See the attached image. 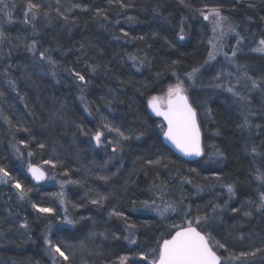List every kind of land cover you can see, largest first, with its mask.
I'll return each mask as SVG.
<instances>
[{
	"label": "trees",
	"instance_id": "trees-1",
	"mask_svg": "<svg viewBox=\"0 0 264 264\" xmlns=\"http://www.w3.org/2000/svg\"><path fill=\"white\" fill-rule=\"evenodd\" d=\"M29 2L39 10L34 20L29 12L25 23ZM5 4H0V31L6 36L0 40V167L12 180L0 183V264H119L121 257H127L126 264H151L163 241L196 218L202 222L193 227L209 238L221 264H264V210H256L264 186L254 176L257 169L264 172V89L252 98L255 119L247 131L228 99L209 100L210 122H205L204 108L192 97L205 150L195 162L163 144L161 121L148 110L149 101L177 84V77L207 62L201 12L219 9L253 50L264 39V0ZM33 41L37 51L50 50L55 68L28 51ZM244 50L238 62L253 79L264 81V57ZM104 123L129 139L109 132ZM97 131L104 134L99 149L93 143ZM25 165L41 167L52 184H36ZM14 182L30 189L25 199ZM229 184L235 195L228 200ZM160 196L183 204L186 220L149 211L144 202ZM32 204L53 211L40 213ZM46 238L68 261L58 253L52 260ZM217 242L225 248H217Z\"/></svg>",
	"mask_w": 264,
	"mask_h": 264
},
{
	"label": "snow or ice",
	"instance_id": "snow-or-ice-1",
	"mask_svg": "<svg viewBox=\"0 0 264 264\" xmlns=\"http://www.w3.org/2000/svg\"><path fill=\"white\" fill-rule=\"evenodd\" d=\"M59 2V0H57ZM111 2V0H110ZM0 4H3L5 7V0H0ZM15 5H13L14 7ZM75 7H79V5H75ZM121 7H124L121 4ZM35 10V11H34ZM39 10V6L29 2L27 4V11L24 13L25 15V23H28V13H32V19L37 18V11ZM47 15V13H45ZM201 15L204 16V19L207 20L209 16H213V32H219V37H213L214 40H218L219 38L223 37L226 33L224 31L223 22L226 20L219 9H210L207 14L201 12ZM67 19V17H65ZM229 32H234L235 30L232 28L228 29ZM127 35V33H125ZM239 36V33H236ZM185 37L183 34L180 35V39L183 40ZM6 39L5 33L0 31V40ZM241 39L237 40V44L241 42ZM212 43V41H209ZM259 47L254 48L253 51L264 53V39L259 40ZM216 48V44L213 43V49ZM28 51L32 53L33 56H38L41 61H46L48 65L52 68L56 67V61L52 59L50 55V50L45 49L44 51H37L36 42L33 41L30 45H28ZM232 55H236V51L232 52ZM215 56L213 53H209V59H214ZM129 59H132L134 62L136 61V57L130 56ZM144 61H140L143 64ZM135 66V64H134ZM93 72L96 71L95 67L91 69ZM139 70V69H137ZM200 71L199 68H193L191 72L187 74L188 79L195 83L196 74ZM55 72L53 71L52 75L55 76ZM76 78L80 82H86L85 77L80 75L78 72L74 73ZM175 75V73H173ZM251 80V88L257 89L261 88L264 89V81L258 82L251 77L248 78ZM177 84L175 86H170L167 92V110L162 111L159 106V97H153L151 101H149L150 106L152 107L153 111L158 116H162L164 120L167 121V128L164 131V136L167 140H169L184 156L193 158L202 156L203 149L201 147L200 141V129L196 123V110L193 108L192 104L188 101V96L186 94L187 89L184 87V82L179 80L177 77ZM221 85H217L220 87ZM227 91L231 92L233 96H236L238 99L243 100L245 97L240 96L239 93L235 92L232 88L226 89ZM83 99V97H81ZM5 119H7L5 117ZM11 123V121H9ZM103 127L107 128L109 132L115 131L118 136L122 139H129V136H126L124 132L120 131L119 128H113L109 124L104 123ZM241 127L250 128L252 125L249 123L247 117L244 118ZM103 135L102 132L97 131L94 134V139L97 145L100 144L101 136ZM219 135V133H217ZM137 139L140 137L137 136ZM41 148L44 147L43 144L40 145ZM113 151H116V148H113ZM253 153H256V148H252L251 150ZM28 155H31L29 152ZM219 155V153H218ZM50 163V162H49ZM150 164H159L160 161H148ZM28 170L32 173V176L35 180L40 181L45 179V173L41 171L39 168L33 167L32 165L28 166ZM255 179L260 182L262 186H264V172H261L259 169L256 170L254 173ZM101 179L107 180V177H102ZM12 180V177L9 176V173L2 167H0V183H8ZM191 183V181H187ZM13 187L19 190V198L21 200L25 199L28 191L30 189L25 190L22 188L19 182H14ZM224 185H222L223 187ZM197 188L200 189L199 186ZM227 191L230 195L234 196L235 191L234 187L229 184L227 185ZM92 203L99 204V200H93ZM145 206L147 202H144ZM32 207L40 213H51L53 210L51 208L46 207H38L36 204H32ZM219 205L214 207L218 208ZM161 217H164L169 211H175V206L172 204H165L155 209ZM191 209L189 208V211ZM257 211L264 210V192L260 194V203L257 206ZM110 215H120V213H111ZM245 216H250V212H245ZM207 221L208 217L203 218ZM67 223L71 224L72 221L68 220ZM199 224L200 218H196L195 220L187 221V225L185 227L179 228L174 235H172L171 239H165L158 251L157 258L151 261V264H221V256L217 255V252L213 250V247L209 244V238L202 234V231H198L196 227H193V224ZM22 227H27V224L21 225ZM46 243L50 245V254L51 253H58L60 257H63L65 261H68L69 257L65 255L59 245H52L51 241L46 240ZM129 243L135 244V239H130ZM217 248H225L223 244H216ZM227 251V249H225ZM256 253H247V255L255 256ZM241 255H245L241 253ZM141 259H145L146 257H140ZM55 260V257H53ZM127 257H121L119 264H126Z\"/></svg>",
	"mask_w": 264,
	"mask_h": 264
},
{
	"label": "rangeland",
	"instance_id": "rangeland-1",
	"mask_svg": "<svg viewBox=\"0 0 264 264\" xmlns=\"http://www.w3.org/2000/svg\"><path fill=\"white\" fill-rule=\"evenodd\" d=\"M204 13L207 14L208 11H205ZM201 16H202V20L205 23L206 28H207V45H208L210 53H213L215 58L211 59V60L208 58L205 65L196 74V79H195L194 84L192 81H190L188 79V76H185L182 79H180L181 81L184 82V87L187 89L186 94L188 96V99L192 103L191 100H192V97H194L195 100L197 101V103L201 107L204 108L205 112H204L203 119L205 122H210L208 113L206 111V110H208L207 105L209 103V100H212V99L218 98V97H221V98L223 97L224 99H228L236 107V109L240 111L239 114L241 116V124L243 123L244 118L247 117L249 123L252 125L253 119H255V113H254L255 109L253 108L252 98L254 96H257V95L261 96L263 90L261 88H257V89L251 88V86H250L251 80L248 79L251 76L246 73V71L244 69L246 66L241 65L238 62V57L241 56L243 53L247 52L244 50L246 47L249 48V50H252L251 45H244L242 40L239 44H237V40L241 39V38L236 35V33H238L236 26L228 19H226L223 22L224 31L226 34L223 37L219 38L218 40H214L213 37H219V32H213L214 25H213L212 21H213L214 17L209 16V18L207 20H205L204 16L203 15H201ZM229 28H232L235 31L229 32L228 31ZM209 41H212V43H209ZM213 43L216 44L215 49H213ZM259 46L260 45L258 43L257 47H259ZM257 47H255V48H257ZM234 50L236 51L235 56L232 55V52ZM253 53L256 55L264 57V53H260V52H256V51H253ZM175 85H173V86H175ZM217 85H221V86L217 87ZM228 88H232L235 92L239 93L240 96L245 97V99L240 100L236 96H233L231 92L226 90ZM167 92H168V90L163 95L156 96V97L160 98L159 101H160L163 108H165V102L167 99ZM161 124H162V122H161ZM250 128L242 127V130L247 131ZM164 131H165V128L162 124L160 126V135L161 136L164 133ZM110 138H111L110 142H112L113 144H119L120 141L117 140V137L113 136V138H112L110 136ZM93 143H94V146L96 149L102 148V146L104 144V134L101 136V141H100L99 145H97L94 138H93ZM203 157H205V150H204V156ZM208 157H210L212 159V154H209ZM20 160H22V158ZM28 166L29 165L24 166V169H26V172H28ZM39 168H41V167H39ZM47 179H48V177H47ZM47 179H46L45 183L46 184H52L50 181H47ZM257 183L259 185H261L259 181H257ZM224 191L228 196V197L226 196L228 198V200L232 199V195H230L228 193L227 188H224ZM165 204H171V203L160 196V197H156L155 201L153 203L149 204L148 206H146V208L149 211H152L154 214L160 216L155 209L162 206V205H165ZM172 205H174V204H172ZM174 206H175V211H169L166 215H171V216L173 215L174 216L176 214H179L182 217L183 221H185L186 217L188 215V211H186L183 204H180V205L178 204V205H174ZM201 222H202V220H200L199 224H201ZM185 223H187V221ZM169 232L171 233L170 229L168 230V233ZM175 232L172 235H174ZM171 237H169V238H171ZM46 240L49 241V238H46ZM46 240L44 242L45 243V249L47 251V254L49 255L50 245L48 243H46ZM211 246H212V244H211ZM212 247H213V250L215 251V246L213 245ZM55 255H58V254L57 253H51L52 257ZM52 260L54 261V259H52Z\"/></svg>",
	"mask_w": 264,
	"mask_h": 264
},
{
	"label": "water",
	"instance_id": "water-1",
	"mask_svg": "<svg viewBox=\"0 0 264 264\" xmlns=\"http://www.w3.org/2000/svg\"><path fill=\"white\" fill-rule=\"evenodd\" d=\"M166 101H167V99H166ZM188 101H189V99H188ZM189 103L192 104L190 101H189ZM159 106H160V108H161L162 111H166V110H167V102H165V108L162 107L160 101H159ZM192 106H193V105H192ZM193 108H194V107H193ZM148 109H149V113H150L151 117H153V118H155V119L161 121L162 124H163V126H164V128H165V130H166V128H167V121L164 120V118H163L162 116H158V115H156V113L153 111V109H152V107L150 106V104L148 105ZM196 123H197V125H198V127H199V129H200V125H199V121H198V115H197V112H196ZM161 139H162L163 144H164L167 148H169V149H170L175 155H177L178 157H180L182 160H184V161H186V162H195V161H198V160L202 159L203 156H204V154H203L202 156H199V157H193V158L186 157V156H184L183 153H181V152H180V151H179V150H178V149H177V148H176V147H175V146H174L169 140H167V139L165 138L164 133L162 134ZM200 141H201V147H202V149H203V153H204L203 139H202L201 129H200ZM33 167L39 168V167H37V166H33ZM39 169H40L41 171H43L41 168H39ZM43 172L45 173V179H42V180H40V181H37V180H35V179L33 178L32 173L28 170V174H29V176L31 177V179H32L36 184H42V183H44V182L46 181V179H47V174H46L45 171H43ZM197 230H198V229H197ZM198 231H199V230H198ZM170 239H171V238H170ZM209 244L211 245L210 241H209Z\"/></svg>",
	"mask_w": 264,
	"mask_h": 264
}]
</instances>
